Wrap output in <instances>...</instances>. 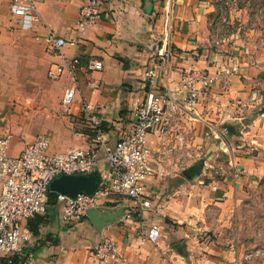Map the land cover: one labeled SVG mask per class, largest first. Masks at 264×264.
Segmentation results:
<instances>
[{
  "label": "crops",
  "instance_id": "0c3cea01",
  "mask_svg": "<svg viewBox=\"0 0 264 264\" xmlns=\"http://www.w3.org/2000/svg\"><path fill=\"white\" fill-rule=\"evenodd\" d=\"M34 1L38 20L26 29L20 28L9 13V0H0V58L11 52V66L18 75L22 67L30 72L32 66L40 64L41 72L46 75L51 64H63L64 58L77 61L73 72L65 70L57 80V94H44L53 102L45 106L47 117L39 131L48 136L51 152L88 146L90 132L85 106L100 118L106 135L116 139L131 128L136 104L154 86L161 92L173 91L184 70L198 67L212 72L223 60L226 64L223 67L232 66L235 71L218 81L206 97L179 118L173 129L190 136L188 155L204 150L209 164L238 160L246 165L252 161L253 156L242 153L248 150L245 146L263 144L254 136L264 121V105L261 106L264 96L260 93L251 96L250 92L251 85L260 79L262 72L240 56L219 58V52L209 48L207 16L212 0H171L173 51L167 66L158 67L152 86L145 80V71L151 46L161 31L168 0H99V19L82 34L77 30V18L86 0ZM48 34L65 40L60 51L51 49ZM21 54L26 57L23 66ZM91 61H100L102 68H90ZM69 87H75L76 93L66 106L62 98ZM6 128L13 134L9 154L17 156L24 142L8 125L2 124L0 133ZM18 129L20 127L16 131ZM217 135L221 138L216 139ZM34 136L27 137L26 142ZM148 143L157 150L171 146L173 141L150 134ZM233 146L237 148L235 152H232ZM179 157L182 158L180 153H174L171 162L177 164ZM211 173H207L206 185L202 180L198 181L204 183L200 186L191 181L182 184L179 188L187 187L184 197L174 198L176 194L173 193H179L178 189L172 188V193L160 191L151 200L141 223L123 217L122 208L129 201L116 198L94 210L101 220L98 226L90 218L75 225L64 224L59 213L49 207L46 213L22 221L30 231V239L22 251L10 259L15 260L14 264H164L167 241L183 238L186 254L192 260L187 264H264V256L243 260L241 248H228L221 239L214 244L206 239L198 241V238H223L222 228L226 224V211L231 206L230 199L239 193L237 187L225 188L226 185ZM151 185L152 190L157 191L152 182ZM197 195L206 196L205 201L196 198ZM195 199L199 200L198 204ZM193 204L195 208L190 207ZM166 219L175 227L166 223ZM141 225L159 228L156 244L160 253L146 251L144 245L150 242L141 235ZM166 231L168 238L161 239L162 232ZM103 239L116 243L118 260L99 262L92 256V248ZM170 251L173 252L171 248ZM156 258L158 261L154 263L152 260ZM0 262L9 264L3 257Z\"/></svg>",
  "mask_w": 264,
  "mask_h": 264
},
{
  "label": "built area",
  "instance_id": "2783aa9c",
  "mask_svg": "<svg viewBox=\"0 0 264 264\" xmlns=\"http://www.w3.org/2000/svg\"><path fill=\"white\" fill-rule=\"evenodd\" d=\"M100 1L86 0L79 9L77 30L80 34L93 25L100 15ZM9 13L20 28H30L38 20L34 0H9ZM171 0H168L163 14L159 37L151 46L149 63L145 71V80L153 85L158 67H166L172 54L171 41ZM47 42L51 49L60 51L66 42L63 38L48 34ZM75 59L64 58L63 64H51L47 69L48 79L56 80L65 70L73 72ZM89 67L101 69L100 61H91ZM231 70H216V74H227ZM216 76L203 68L184 70L173 91L163 92L156 86L146 92L144 98L136 104L131 128L116 139L109 138L101 129L100 118L87 113L89 128L86 148L69 147L60 152L49 150L50 140L44 134H38L24 146L17 156H11L13 134L9 129L0 133V260L8 263L18 254L30 239V231L22 221L46 213L48 204V186L61 175H86L100 173V182L92 194L77 193L74 197L56 193L52 209L59 213L64 224L75 225L88 218V211L105 206L113 198L129 201L122 208V216L142 222L144 212L150 209L154 178L168 175L167 167L174 165L171 157L187 146L190 136L183 131H174L173 127L181 116L207 96ZM76 88L65 90L62 103L69 105L75 96ZM155 134L159 139L173 141L171 146L154 150L148 143V136ZM101 169H100V168ZM143 227V225H141ZM141 235L155 244L160 237L155 225L141 228ZM92 256L99 262L118 260L116 243L103 239L91 250ZM1 264V262H0Z\"/></svg>",
  "mask_w": 264,
  "mask_h": 264
},
{
  "label": "rangeland",
  "instance_id": "374dc122",
  "mask_svg": "<svg viewBox=\"0 0 264 264\" xmlns=\"http://www.w3.org/2000/svg\"><path fill=\"white\" fill-rule=\"evenodd\" d=\"M211 5L207 16L208 42H206L209 48L216 49L221 55L219 58H222V55L240 56L249 65L259 69L262 72L260 79L251 85L250 92L251 96L257 93L264 96V0H212ZM20 40L24 41L22 38ZM12 58L11 52L6 53L4 58H0V126L8 125L12 132H17V134L14 132V135L25 142L32 134L35 136L42 134L39 130L47 117L45 106H48L50 101L53 102V99L46 98L44 94L48 93L49 96L57 94L58 79H48L45 72H41L40 64L32 66L30 72H26L22 67L18 75L11 66ZM25 58L21 54L22 66L25 64ZM218 64L221 65L209 72L212 76H216L211 89L226 75L216 74L217 69L224 72L233 68L232 66L228 69L223 67L226 65L223 60ZM203 69L209 71L207 68ZM227 74L230 75V73ZM263 105L264 100L261 106ZM262 110H264L263 107ZM18 127L20 129L16 131ZM205 135L208 136L204 132V137ZM211 135L214 137L213 134ZM255 135L254 137L263 144L255 145V147L245 146L248 150L242 154L253 156L250 158L252 161L246 165L240 164L238 160L209 164L204 150H199L197 154L190 152L192 156L188 155L191 148L189 142V146L183 147L178 152L182 158H178L177 164L166 168L168 175L162 179L152 180L153 188L157 189V191L153 190L155 193L151 195L152 199L160 191L174 192L172 188L180 190L179 193H173L176 194L174 198L184 197L187 195V187H179L182 184L186 185L187 181L196 183L198 186L204 183L206 185L208 171H212V177L226 185L225 188L237 187L239 193L231 197V206L228 210L226 209L224 219L226 224L222 228L223 238H198V241L204 242L206 239L214 244L221 239L224 244H228V248H241L243 260H253L264 256V121L255 131ZM220 138V135L216 136V139ZM236 149L233 146L232 152ZM226 154H229L227 149ZM200 176L201 178L198 179ZM199 180L204 183L198 182ZM160 188L161 190H158ZM196 198L201 200L204 198L205 201L206 196L197 195ZM198 201V199L194 200L197 204ZM190 207L195 208V204ZM165 222L175 227L171 221L166 219ZM162 238L164 240L168 238L167 231L162 232ZM183 240V238H177L167 241L165 249L168 253L165 254L164 264H187L192 261L188 253L186 254V244ZM144 246L147 252L160 253L156 243H148ZM148 256H150L149 253ZM157 259L152 261L157 263Z\"/></svg>",
  "mask_w": 264,
  "mask_h": 264
},
{
  "label": "water",
  "instance_id": "95a60500",
  "mask_svg": "<svg viewBox=\"0 0 264 264\" xmlns=\"http://www.w3.org/2000/svg\"><path fill=\"white\" fill-rule=\"evenodd\" d=\"M100 182V173L95 171L86 175H61L52 180L48 186L50 192L74 197L79 192L92 194ZM88 218L98 226L100 219L94 210L88 211Z\"/></svg>",
  "mask_w": 264,
  "mask_h": 264
},
{
  "label": "trees",
  "instance_id": "16d2710c",
  "mask_svg": "<svg viewBox=\"0 0 264 264\" xmlns=\"http://www.w3.org/2000/svg\"><path fill=\"white\" fill-rule=\"evenodd\" d=\"M55 197H56V193L50 192V191L48 192V204L50 208H52L53 204L55 203ZM14 263H15V260L11 259V262L9 264H14Z\"/></svg>",
  "mask_w": 264,
  "mask_h": 264
},
{
  "label": "bare ground",
  "instance_id": "6f19581e",
  "mask_svg": "<svg viewBox=\"0 0 264 264\" xmlns=\"http://www.w3.org/2000/svg\"><path fill=\"white\" fill-rule=\"evenodd\" d=\"M131 115V114H130ZM176 154V153H175ZM198 164V163H197ZM196 166V165H195Z\"/></svg>",
  "mask_w": 264,
  "mask_h": 264
}]
</instances>
